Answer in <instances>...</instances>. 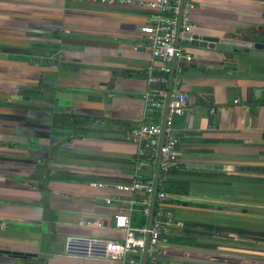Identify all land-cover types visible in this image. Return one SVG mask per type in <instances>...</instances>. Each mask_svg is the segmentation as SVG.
<instances>
[{"label": "crops", "instance_id": "crops-1", "mask_svg": "<svg viewBox=\"0 0 264 264\" xmlns=\"http://www.w3.org/2000/svg\"><path fill=\"white\" fill-rule=\"evenodd\" d=\"M191 2L194 34L264 45V0ZM152 22L134 6L0 0V264H119L69 254L64 241L122 239L111 226L131 197L119 187L151 176L127 135L159 118L144 101L141 28ZM184 38L193 61L181 77L189 108L174 120L182 172L165 180L186 191L157 206L165 228L202 247L161 240L157 264H264V59Z\"/></svg>", "mask_w": 264, "mask_h": 264}, {"label": "built area", "instance_id": "built-area-1", "mask_svg": "<svg viewBox=\"0 0 264 264\" xmlns=\"http://www.w3.org/2000/svg\"><path fill=\"white\" fill-rule=\"evenodd\" d=\"M93 2L107 6H134L153 12V22L141 28L150 48L151 63L146 68L148 89L144 101L150 112L159 118L155 122H141L137 129L129 132L127 139L136 146V154L152 170L151 176H136L120 190L131 197L128 208L113 217L111 228L123 234L122 239L108 240L94 237L67 236L65 251L69 254H82L117 261L119 264H157L158 246L161 243V227L164 226L163 214L157 210L150 227L131 225L132 213L138 207L148 219L155 187V205L167 201L168 195L160 190L172 168L177 165L179 138L175 133L174 120L183 118L189 108V95L181 88L184 66L190 65L193 57L181 43V35H192L195 25L191 19L193 4L185 0L180 20L181 0H73ZM185 42L191 38H184ZM170 86V89H169ZM158 177L155 171L158 162ZM79 224L87 229H106L107 225L98 219H86ZM148 236L146 258L143 262L146 238ZM129 256H133L129 259Z\"/></svg>", "mask_w": 264, "mask_h": 264}, {"label": "water", "instance_id": "water-1", "mask_svg": "<svg viewBox=\"0 0 264 264\" xmlns=\"http://www.w3.org/2000/svg\"><path fill=\"white\" fill-rule=\"evenodd\" d=\"M185 0H181L180 2V9H179V20H180V15H181V10L183 7ZM186 39L191 38L188 42L186 41V46L189 48H201V49H213L216 52L219 53H228V54H242V55H248L249 57L252 58H260L264 59V45L261 43H254V42H249V41H243L239 37L234 36L233 34H225L222 36H205V35H200V34H192V35H185ZM64 66H72L70 63H63ZM170 89V86H169ZM159 157H158V162H157V167L155 171V179L158 177V163H159ZM184 167L188 168H197V169H209L210 167H205L204 165H196V164H182ZM179 166V167H182ZM220 167H214V169H219ZM157 188L155 187V192L153 194L152 198V203H151V208H150V214L147 219V227L149 228L152 219H153V212H154V206H155V194H156ZM147 243H148V236L146 238V246H145V251H144V257H143V262L145 261L146 258V250H147ZM8 254V252H7ZM15 257H23V256H28L26 254L22 253H13L12 254Z\"/></svg>", "mask_w": 264, "mask_h": 264}, {"label": "trees", "instance_id": "trees-1", "mask_svg": "<svg viewBox=\"0 0 264 264\" xmlns=\"http://www.w3.org/2000/svg\"><path fill=\"white\" fill-rule=\"evenodd\" d=\"M180 173L182 172L179 170L176 166L171 169L170 174L173 173ZM165 193H174L175 195L183 194L181 192L186 191V185L185 184H175L172 185L169 181L165 180L162 186V189ZM138 210L141 209V207L137 208ZM158 210L157 204L154 206V215L156 214ZM131 225L134 228H142L146 225V218L142 215V213H135L131 217ZM160 238L162 241L176 244V245H185V246H195V247H202L201 243L196 242V240L192 239L190 236H188L184 232H180L176 229H169L165 228L164 226L161 227V235Z\"/></svg>", "mask_w": 264, "mask_h": 264}]
</instances>
